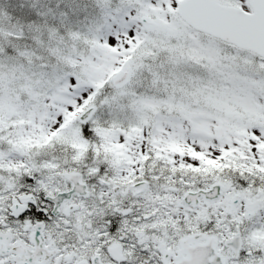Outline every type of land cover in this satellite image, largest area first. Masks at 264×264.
<instances>
[{"label": "snow or ice", "instance_id": "6c2138e0", "mask_svg": "<svg viewBox=\"0 0 264 264\" xmlns=\"http://www.w3.org/2000/svg\"><path fill=\"white\" fill-rule=\"evenodd\" d=\"M0 264H264V0H0Z\"/></svg>", "mask_w": 264, "mask_h": 264}]
</instances>
